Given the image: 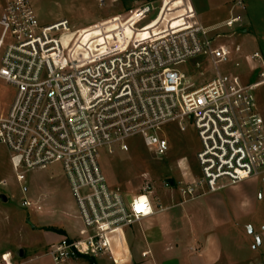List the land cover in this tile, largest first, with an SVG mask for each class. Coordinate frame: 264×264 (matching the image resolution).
<instances>
[{
    "label": "built area",
    "instance_id": "obj_1",
    "mask_svg": "<svg viewBox=\"0 0 264 264\" xmlns=\"http://www.w3.org/2000/svg\"><path fill=\"white\" fill-rule=\"evenodd\" d=\"M94 1L105 7L119 0ZM181 1L144 38L140 31L161 18L165 0L137 1L76 30L67 20L42 25L30 0H0V79L16 90L0 113V143L22 182L29 170L61 163L83 224L76 238L51 247L54 264L110 252L127 228L161 208L151 180L130 200L108 184L99 162L103 148L128 152V140L137 137L161 158L170 150L165 127L193 126L199 173L185 171L162 187L193 199L264 175V117L254 96L264 83V54L243 56L252 70L262 68L258 82L221 71L230 61L242 65L233 60L242 59L239 45H214L225 36L219 31L240 18L204 27L192 1ZM196 59L206 68L198 77L214 68L201 82L177 67ZM256 61L263 66L251 65ZM22 206L35 207L28 200ZM0 264H14L12 254L0 253Z\"/></svg>",
    "mask_w": 264,
    "mask_h": 264
},
{
    "label": "rangeland",
    "instance_id": "obj_2",
    "mask_svg": "<svg viewBox=\"0 0 264 264\" xmlns=\"http://www.w3.org/2000/svg\"><path fill=\"white\" fill-rule=\"evenodd\" d=\"M30 2L42 25L67 19L70 27L74 30L93 24L101 18L109 17L121 8V5L127 9L134 5L133 0H121L113 6L108 5L105 7H100L94 0H30ZM178 4V6L174 5L170 8L178 9L184 5L181 0H178ZM192 4L200 23L204 27L220 24L231 17L246 16L251 22L247 27L248 33H244L246 25L243 20L233 25L231 29H221L219 32H222L225 36L219 38L214 44L215 47L228 44L234 48L239 45L242 50V59L235 55L233 60L242 62V65L236 67L230 61L221 64L219 69L221 71L238 72L247 82L262 80L260 77L262 68L252 70L243 56L250 55L256 50L261 55L264 54V35H262L264 33V0H192ZM155 5H160V0H156ZM167 10H169L168 7H164L161 18L151 24L149 23L145 29L140 31V36L148 37ZM130 31L131 28L127 29V32ZM259 31L262 33L258 34ZM198 61L200 62L199 59H196L188 63H180L177 67L188 76L196 75L197 80L201 82L214 74V68L213 66L209 67L206 77H198L199 73L206 69L204 64L197 67L196 63ZM251 65L263 66L260 61H256ZM15 93L16 90L12 85L0 79V113H4L10 108ZM254 96L255 104L264 117V83L254 88ZM165 131L170 141V150L166 156L161 158L155 157L148 151L142 140L137 137L128 140L130 145L128 152L115 149V152L109 153L106 148L100 150L99 162L108 184L120 190L128 197V200L141 190L146 181L151 180L155 184V196L162 194L161 196L166 203H172L174 199L171 198L168 192L161 193L164 188L162 187L163 180L179 179L183 172H189L190 170L192 173H199L196 153L200 149V141L195 128L188 126L186 130L182 131L177 125L169 124L165 127ZM179 163H181L182 166L180 167L183 169L179 168ZM66 182L67 178L62 164L58 162L45 168L29 170L25 174V180L23 182L19 181L10 161V151L6 145L0 143V208L2 210L0 216L4 213L20 218L33 216V224H37V221L43 216L51 218L52 216L58 217L66 214L70 219L76 216L79 217L75 198L71 190L65 188ZM233 186L218 191L217 196L204 195L190 201L185 207L189 213H197L199 218H202V222H205V216L208 212L204 203L206 199H212L216 196L227 202L245 198L247 202L246 215L241 217L237 223L234 222L236 223L234 228L238 230L240 242L245 243L249 248L251 246L252 248L256 247V249H252V252L260 257V253L263 251V247L259 246L261 244L260 235L264 234V175L247 179ZM176 190L178 191V189ZM178 193L179 191L172 194V197L173 195L176 197H174L175 200L181 196ZM2 196L7 197L8 201L4 202ZM24 200L31 201L33 204L39 203L42 210L39 211L36 207L31 209L23 207ZM37 227L34 225L33 229L40 228ZM21 249L0 248V251L12 253L13 261H15L20 258ZM34 250H37V254H44L46 251L43 248H35ZM42 261L47 264L51 262L49 257L42 258Z\"/></svg>",
    "mask_w": 264,
    "mask_h": 264
},
{
    "label": "crops",
    "instance_id": "obj_3",
    "mask_svg": "<svg viewBox=\"0 0 264 264\" xmlns=\"http://www.w3.org/2000/svg\"><path fill=\"white\" fill-rule=\"evenodd\" d=\"M137 1L144 0H133V3ZM165 4V7L179 5L178 0H165ZM122 6L109 17L125 12L127 8ZM239 18L240 21H245L244 33H248L247 27L251 22L245 15ZM103 19L106 18L98 21ZM65 186L70 191L68 180ZM175 190L163 188L161 193L168 192L174 199L172 203H166L162 194L157 195L156 204L161 205V208L157 206L153 216L127 228L123 240L116 242L110 252L98 257L81 256L69 264H264V234L260 235L259 246L263 247V251L258 257L252 252L256 247L249 248L245 243L240 242L238 230L234 228V224L246 215L245 198L226 202L216 197V193L220 191L218 190L193 199L180 196L175 200L176 197L174 195L172 197L174 192H178ZM210 194L216 195V199L209 198L204 202L208 212L205 216L206 221L202 222V218L200 219L197 213H189L185 206L190 201ZM7 201L8 198L4 202ZM34 205L36 208L40 206L39 211L42 210L39 203ZM0 212L2 214L1 208ZM34 225L40 228L33 229ZM82 227L79 217L70 219L66 214L51 218L43 216L37 224H33V216L20 218L4 213L0 216V248H22L19 253L20 258L15 260L14 264H47L42 261L44 257H49L51 260L49 264H54L49 253L51 246L63 237L76 238ZM123 243H125L124 248ZM33 248H43L46 251L44 254H37V250Z\"/></svg>",
    "mask_w": 264,
    "mask_h": 264
},
{
    "label": "water",
    "instance_id": "obj_4",
    "mask_svg": "<svg viewBox=\"0 0 264 264\" xmlns=\"http://www.w3.org/2000/svg\"><path fill=\"white\" fill-rule=\"evenodd\" d=\"M2 200H3V201H6L7 198H6L5 196H2Z\"/></svg>",
    "mask_w": 264,
    "mask_h": 264
},
{
    "label": "bare ground",
    "instance_id": "obj_5",
    "mask_svg": "<svg viewBox=\"0 0 264 264\" xmlns=\"http://www.w3.org/2000/svg\"><path fill=\"white\" fill-rule=\"evenodd\" d=\"M153 216V215H152ZM123 248L125 247V243L122 244Z\"/></svg>",
    "mask_w": 264,
    "mask_h": 264
},
{
    "label": "snow or ice",
    "instance_id": "obj_6",
    "mask_svg": "<svg viewBox=\"0 0 264 264\" xmlns=\"http://www.w3.org/2000/svg\"><path fill=\"white\" fill-rule=\"evenodd\" d=\"M138 211L140 210V208L138 207V209H137Z\"/></svg>",
    "mask_w": 264,
    "mask_h": 264
}]
</instances>
